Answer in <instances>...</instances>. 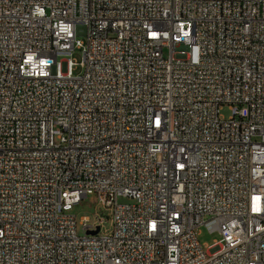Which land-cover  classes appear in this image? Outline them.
<instances>
[{"label": "built area", "instance_id": "obj_1", "mask_svg": "<svg viewBox=\"0 0 264 264\" xmlns=\"http://www.w3.org/2000/svg\"><path fill=\"white\" fill-rule=\"evenodd\" d=\"M0 264H264V0H0Z\"/></svg>", "mask_w": 264, "mask_h": 264}, {"label": "rangeland", "instance_id": "obj_2", "mask_svg": "<svg viewBox=\"0 0 264 264\" xmlns=\"http://www.w3.org/2000/svg\"><path fill=\"white\" fill-rule=\"evenodd\" d=\"M77 62H81V56L77 53L74 56ZM77 72L76 74H78ZM221 115L228 119L231 116V111L228 107H223L221 110ZM120 204H128L131 203L130 200L125 198H119ZM71 215L76 217L77 220V231L80 236L83 235L81 220L83 218H88L91 223H94L96 216L103 218V233L110 232L112 229V221H111V213L110 210L101 206L95 196H89L84 199L80 204L73 207L71 211ZM219 236L216 233H209L206 229H201V233L199 235V241L204 246L205 250H208L209 246H211L214 241L218 240Z\"/></svg>", "mask_w": 264, "mask_h": 264}, {"label": "water", "instance_id": "obj_3", "mask_svg": "<svg viewBox=\"0 0 264 264\" xmlns=\"http://www.w3.org/2000/svg\"><path fill=\"white\" fill-rule=\"evenodd\" d=\"M98 231H99V229L97 231H95V232H90L89 234L96 235L98 233Z\"/></svg>", "mask_w": 264, "mask_h": 264}, {"label": "snow or ice", "instance_id": "obj_4", "mask_svg": "<svg viewBox=\"0 0 264 264\" xmlns=\"http://www.w3.org/2000/svg\"><path fill=\"white\" fill-rule=\"evenodd\" d=\"M254 210H257L258 211V209H254Z\"/></svg>", "mask_w": 264, "mask_h": 264}]
</instances>
